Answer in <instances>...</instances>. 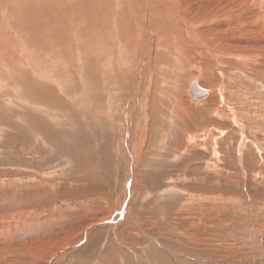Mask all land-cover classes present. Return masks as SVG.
<instances>
[{"label":"rangeland","instance_id":"374dc122","mask_svg":"<svg viewBox=\"0 0 264 264\" xmlns=\"http://www.w3.org/2000/svg\"><path fill=\"white\" fill-rule=\"evenodd\" d=\"M116 1L31 26L32 56L0 41V264H264V30L196 64L154 15L145 37L148 0Z\"/></svg>","mask_w":264,"mask_h":264},{"label":"bare ground","instance_id":"6f19581e","mask_svg":"<svg viewBox=\"0 0 264 264\" xmlns=\"http://www.w3.org/2000/svg\"><path fill=\"white\" fill-rule=\"evenodd\" d=\"M59 1L60 0H11L10 3L15 5L14 8H10V6H8L3 1V5H1V9H0V41H3V42L4 41L5 42L8 41V44L10 42L15 44L16 41L14 42L12 40H13V38L18 37V43L17 44L19 45L21 51H24L26 54H30L32 56L33 52L36 50V48L30 46V45L33 44L31 41L34 40L33 38L31 40L30 37H29V34H28V30H29V28L31 26H34L35 28H37L36 26L43 24V28L44 27H46V28H55V30H57V28L61 25L60 24V18H61L60 13L66 12L67 9H69V8L75 6V5L78 7V11H76V12H79V13H76V12L73 13L72 21H73L74 24L77 25L78 23L82 22V20H84L83 11L87 10L88 7L92 9V13L93 12H98L97 15H103L104 16V14H102L103 12H100V10H99V8H101V7H99V5L102 4L103 2H105L106 5H108V2H107L108 0H99V1L97 0L96 3L93 2V6L92 5L86 6L85 0H81V1L80 0H64V2H62V3H59ZM132 1H133V3L136 2L135 0H132ZM139 1H140V3L144 4L143 0H139ZM254 1H256L255 3H258V6H260L259 7V9H260L259 12H257V9H254V7L245 6L244 5L245 0H188V7L186 5H184L181 0H148L150 6L151 5L153 6V13L151 12V14H149V12L147 11L146 6H145V8L143 7V18L145 20L144 24H143L144 25L143 26L144 27V29H143L144 30V35H145V37L147 39H149L150 37L153 36L152 33H151L153 31H150L149 30L150 28L147 25L149 23H151V21H153L152 15H154L155 18H154L153 24L155 26L157 24H159V25H161V27L164 24L167 25L168 29L164 33V35L165 34L166 35H170V37H171V35H172V37L175 36L177 38V40H178V44H179V47L181 48V51H183V50L187 51L188 50V58H191V61H194L196 64H200V61L203 62L202 58H206L207 57V51L212 50L211 47H216V48H219V49H223V48L235 49L237 44H247V43L250 44V45H252V43L254 44V41H253L252 37L250 36V34H252L253 38H254L256 36L255 35L256 32L264 30V26H256L255 25V23H256L255 19L257 17H260V18L264 17V0H254ZM48 4H49V7H50L51 10H48ZM106 5H104V6H106ZM114 5L115 6L120 5V0L119 1L117 0ZM138 5H141V4H138ZM84 7H86V8L84 10H81ZM179 9H181V11ZM79 10H81L82 12L79 11ZM178 12H181V13H178ZM89 13H91V11ZM148 14H149V17H146V16H148ZM179 15L182 16V17H188V29H187V24L183 25L182 27H178L177 26L176 22H177V17ZM148 18H149V23H146ZM33 19L35 20L34 23H33ZM170 19L175 23L174 26H171ZM192 25L195 28H197L195 33L190 31V29L191 30L194 29V28L193 29L191 28ZM79 26H81V24ZM62 27L63 26H61V28ZM65 27L67 28V26H65ZM65 27H63L62 30ZM227 27H230L229 31H228ZM232 29H235L236 31L238 29V31L241 30L240 33L248 34L247 39L245 38L246 40H244V41L240 40L239 37L236 34L231 33V31H233ZM50 30H52V29H50ZM43 32H44V30H43ZM44 33H46V32H44ZM52 33L54 35L53 30H52ZM58 33H59V31H58ZM65 33L66 32H64V34ZM89 34H91V32ZM56 35H57V32H56ZM56 35H54V36L56 37ZM81 35H82V33H81ZM91 35L94 36V34H91ZM42 36H39V37H42ZM50 36H52V35H50ZM192 36L195 37L196 39L199 38V36H200V38L203 39V41H200L198 44L202 48H204V50H206V52L204 50H198L196 48V43L192 39ZM32 37H34V36H32ZM45 38H46V34H45ZM48 38L49 37H47V40H48ZM52 38H53V36H52ZM60 39L58 41H62V39H64V37H60ZM49 40H50V38H49ZM157 40H158V38H157ZM255 40H257V39H255ZM257 42H255V44ZM57 43L58 42H56L54 44H57ZM61 44H62V42H61ZM234 44H236V45H234ZM6 45L7 44H5V46ZM192 46H194V47H192ZM7 47L10 48V46H8V45H7ZM53 47H56V46L53 45ZM160 47H162V46H160ZM37 49H38V47H37ZM143 49L146 50V48H143ZM212 51L215 54V57H218V55H219L218 53L219 52L215 53L214 50H212ZM0 55H2V54H0ZM168 56L169 55H167V57ZM175 58L177 59V56H175ZM237 59H238V57H237ZM37 60H38V58H37ZM177 60H179V59H177ZM217 61H218V62H216L217 63V67L221 71H225L226 68L222 67L220 59L219 60L217 59ZM34 62L36 63V60H34ZM47 63H48V61H47ZM54 63H56V61ZM32 64H30V65H32ZM52 66H53V64H52ZM196 67H200V69H201V71L203 73L204 72L208 73V71H209L203 65L202 66H196ZM198 82L194 81L193 83H191L190 89H189V93L192 94L191 88L194 85V83H197L198 87H201V88L209 91V94L211 93L210 89L204 88ZM136 83H137V85H136V90H135L133 98L135 99V101L138 102L139 99H140V96H141V95L139 96V94H142V84L140 83V80H137ZM262 83H263V81H262ZM147 89H149V88H147ZM194 93H196V92L193 91V94ZM209 94H208V96H209ZM195 100L196 101H200V100H198V98L194 99V101ZM132 102H133V100H132ZM172 108H173V106H172ZM125 114L128 117V120H127L128 121L127 129H128V132H129L128 133L129 134L128 150L130 151L129 154L131 155L132 145H133L132 144L133 142H131V141L134 140L133 139L134 138V135H133V131L134 130H133L132 127H134L133 123H134L135 114L132 113L131 108L130 109L128 108L126 110ZM147 117H148V115H147ZM129 158H130V156H129ZM129 162L130 161H128V164L130 165L129 169H131V168H133V165H132L131 162L130 163ZM131 171H130V173H131ZM122 208H123V206H122Z\"/></svg>","mask_w":264,"mask_h":264},{"label":"water","instance_id":"95a60500","mask_svg":"<svg viewBox=\"0 0 264 264\" xmlns=\"http://www.w3.org/2000/svg\"><path fill=\"white\" fill-rule=\"evenodd\" d=\"M193 91H195L196 93L193 94ZM191 92H192V94L190 93V95H192L191 98L193 100L196 98H198V100H204L205 98L208 97V94H209V91H207L201 87H198L197 83H194V85L191 88Z\"/></svg>","mask_w":264,"mask_h":264}]
</instances>
